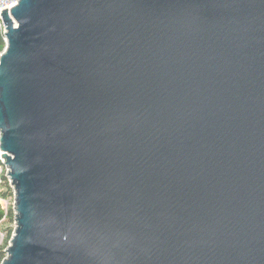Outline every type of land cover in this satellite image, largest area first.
I'll use <instances>...</instances> for the list:
<instances>
[{
	"label": "water",
	"instance_id": "obj_1",
	"mask_svg": "<svg viewBox=\"0 0 264 264\" xmlns=\"http://www.w3.org/2000/svg\"><path fill=\"white\" fill-rule=\"evenodd\" d=\"M2 16L1 264H264V0Z\"/></svg>",
	"mask_w": 264,
	"mask_h": 264
},
{
	"label": "trees",
	"instance_id": "obj_2",
	"mask_svg": "<svg viewBox=\"0 0 264 264\" xmlns=\"http://www.w3.org/2000/svg\"><path fill=\"white\" fill-rule=\"evenodd\" d=\"M6 43H5V35L3 31L0 29V51H3L5 49ZM0 167H5V164L0 160ZM0 180L2 181L4 185V189L0 191V197L4 200L10 199L14 197V190L10 185V181L8 176L6 175V172L4 174L0 175ZM8 219V224H14L16 220V213L13 207H9L7 214L2 210V202L0 201V222L4 219ZM15 229L11 226L9 228H5V246L0 245V264L2 261L6 258L7 253L5 251V248H7L10 244V241L13 237Z\"/></svg>",
	"mask_w": 264,
	"mask_h": 264
},
{
	"label": "rangeland",
	"instance_id": "obj_3",
	"mask_svg": "<svg viewBox=\"0 0 264 264\" xmlns=\"http://www.w3.org/2000/svg\"><path fill=\"white\" fill-rule=\"evenodd\" d=\"M0 160L4 163V159L1 156V152H0ZM6 167V166H5ZM7 168L4 167H0V175L4 174V172H6ZM4 189V185L2 183V181L0 180V191ZM1 199L2 202V210L5 212V214H7L9 207H13L14 208V204H15V198H10V199ZM13 227L15 229L16 223L14 224H8V219L4 218L1 222H0V245L5 246V237H6V233H5V228H9V227ZM7 248H5L6 251Z\"/></svg>",
	"mask_w": 264,
	"mask_h": 264
},
{
	"label": "built area",
	"instance_id": "obj_4",
	"mask_svg": "<svg viewBox=\"0 0 264 264\" xmlns=\"http://www.w3.org/2000/svg\"><path fill=\"white\" fill-rule=\"evenodd\" d=\"M19 3V0H0V29L3 31L4 35L6 32V26L4 23V19L2 16L3 10L9 9V11H11L12 8H14L15 6H17ZM5 49L7 47V39L5 36ZM5 49L3 51H0V56L3 54V52L5 51ZM1 152V150H0ZM1 156H2V152H1ZM7 168V167H6ZM6 175H7V169H6ZM1 201V199H0Z\"/></svg>",
	"mask_w": 264,
	"mask_h": 264
}]
</instances>
